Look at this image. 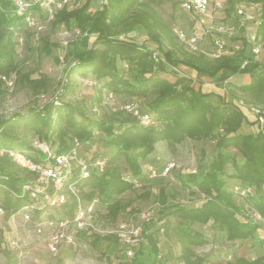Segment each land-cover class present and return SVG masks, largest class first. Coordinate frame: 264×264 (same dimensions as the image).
<instances>
[{"label": "trees", "instance_id": "16d2710c", "mask_svg": "<svg viewBox=\"0 0 264 264\" xmlns=\"http://www.w3.org/2000/svg\"><path fill=\"white\" fill-rule=\"evenodd\" d=\"M226 1L230 9L239 2L259 5L264 20V0ZM90 2L86 0L82 7L75 9H68L70 4L65 6L57 12L52 22L54 26L75 25L82 33L97 36V40L105 45V49L88 47L85 42L70 45L67 56L72 58L74 65L68 72L70 83L66 88H72V76L88 71L114 96L125 95L133 100L152 96L146 110L139 107L137 109L142 114L151 116L155 125H141L131 112L124 109L117 122H105L88 118L79 107V120L75 116V109L68 108L66 113H62L61 108L53 104L45 107L44 112L33 109L27 115H19L14 120L0 121V153L19 169L15 170L8 162L0 161V185L14 196V199L6 201L4 208L9 214H15L35 204L29 194L22 191L24 185L33 184L34 178L31 177L34 174L15 164L6 152L10 149L16 150L24 153L30 160L44 163L42 153L21 141L19 145L16 144L21 148L14 147L17 138L9 135L6 129L17 124L34 128L35 133L40 136L46 130L45 138H49L50 132H58L59 144L54 150L58 154L68 151L75 139L82 143L89 142L96 131L102 133L106 145L113 151L110 162L105 161V171H92L86 178L75 171L67 185L78 190V197L85 207L96 200L107 210V217L112 221H116L126 209V205L118 198L135 190V182L124 176L117 164L119 159L125 161L127 170L133 177H139L142 175V163L154 153L158 143L167 142L170 149H175L187 140L211 141L217 149L211 163L201 167L196 173L180 175L182 188L189 190L192 195L204 196L203 203L193 207L176 204L169 213H165L168 193L161 188L156 198L163 210V217L170 215L178 219L173 227V235L183 264H209L206 257L195 251L196 248L206 245L207 240L200 232L191 228L193 224H210L214 231L224 234L230 242L254 238L260 227L249 219L241 218V209L235 200L236 194L241 195L232 188L227 189L225 178L233 180L235 185L242 188L264 187V131L258 129L248 134L240 132L242 125L247 122L243 111L229 105L210 103L206 100L207 94L196 90L188 77L179 75L177 71L169 69V66L174 68L184 65L199 76L211 78L220 86L236 75L248 74L250 83L238 87L242 93L241 99L247 105L264 107V73H256L260 63L255 60L251 46L244 38L241 39L243 41L240 49H231L230 53L213 59L204 52L188 49L187 45L178 40L174 28L159 16L147 0H105L103 7L94 13L87 12ZM21 23L10 1L0 0V99L8 90L4 78L11 79L13 75L17 76L18 82L26 84L36 94L48 87L45 77L32 79L30 73H23L19 67L17 44L7 29ZM139 28L146 30L148 38L158 46L164 61L154 58L153 50L144 45L120 40L123 34ZM49 50L44 42L41 51L49 54ZM118 59L127 61L131 67L129 78L119 73ZM162 73L175 76V80L163 77ZM127 105L137 106L134 102ZM65 117L67 128L62 129L61 124ZM231 151L240 154L242 161L238 162ZM96 158L92 155L88 160L93 161ZM229 164L233 167L230 174L227 173ZM23 172L28 176L23 175ZM241 197L264 221V195L251 192ZM76 201L77 196H69L67 203L70 202V212L66 216L73 215ZM35 208L34 212L38 210ZM102 239L107 238L97 237V240ZM142 239L130 264H159L160 249L155 235L144 230ZM260 242L264 244V238ZM224 264H264V256L253 260L239 257Z\"/></svg>", "mask_w": 264, "mask_h": 264}, {"label": "rangeland", "instance_id": "374dc122", "mask_svg": "<svg viewBox=\"0 0 264 264\" xmlns=\"http://www.w3.org/2000/svg\"><path fill=\"white\" fill-rule=\"evenodd\" d=\"M90 1L87 10L89 13L101 9L105 2ZM147 1L171 27L184 30L188 34L195 33L198 37L197 51L204 52L212 59L219 54L215 43L217 40L222 41L224 47L222 53L226 54L230 53L231 49H240L243 41L241 39H246L251 49L259 47L260 52L257 55L253 51L252 53L255 60L260 63L256 73H264V20L259 5L239 2L230 9L226 0H210L212 3L210 14L195 17L181 8V0ZM85 3L86 0H75L70 3L68 9L82 7ZM7 31L17 44V61L21 71L30 73L32 79L45 77L48 80V87L36 94L29 86L18 82L17 76L13 75L12 86L8 87L6 95L0 99V121L14 120L19 115H27L33 109L44 112L45 107L52 104L60 107L62 113H66L68 108L75 109V116L79 120L81 116L78 115V110L81 107L88 118L105 122H117L123 107L132 102L137 105L136 107L146 110L152 96L133 100L125 95H113L111 99L109 95L111 92L88 71L82 75L72 76V88H66L70 83L68 72L74 65L72 58L67 56L68 48L74 43L85 42L88 47L105 49V45L97 40V36L82 33L75 25L65 24L57 26L49 24L45 31L35 33L21 23L16 24L14 30ZM121 39L146 46L153 50L154 58L164 61L158 46L148 38L145 29L139 28L123 34ZM44 42L50 49L49 54L41 51ZM187 48L189 49L188 46ZM169 67L179 75L188 77L196 90L208 95L206 100L210 103L229 105L243 111L247 117V122L241 128L244 133H254L258 129L264 131V107L245 104L241 99L242 93L238 90L240 85L250 83V75H236L234 79L230 78L220 86L211 78L199 76L197 72L184 65ZM118 68L121 75L130 77L131 67L127 61L118 59ZM161 75L171 81L175 80V76L171 74ZM66 118L61 124L62 129L67 128ZM6 130L9 135L17 138L15 145L21 141L35 150L37 143H43L54 151L59 144L58 132H50L49 138H45L46 130L40 136L35 133L34 128L24 124H17ZM82 144L79 153L84 159L88 160L93 155L110 162L113 151L106 145L101 132L96 131L92 140ZM14 147L21 148L17 145ZM231 153L238 162L242 161L240 154L235 151ZM216 154L215 143L211 141L187 140L175 149H170L167 142H160L154 153L142 163V175L139 177H133L127 170L125 161L119 159L117 164L121 167L123 175L135 182L134 191H128L118 198L126 205V209L116 221H112L107 217V210L94 200L93 211L86 219L91 228L77 233L76 248L62 246L57 253L50 252L48 248L51 229L47 227L46 222L51 218H64L70 212V202L65 206H51L40 196L41 201L36 202L35 209L38 210L35 212L24 209L9 214L4 205L8 199H14V196L0 185V208L3 210V213L0 212V264H130L131 258L127 251L131 249L135 252L143 240L144 230L153 233L158 241L159 264H183L179 257V246L173 235V227L178 223V219L170 215L163 217V210L156 198L161 188L168 193V207L165 213H169L176 204L193 207L203 203L204 196L192 195L189 190L182 188L180 175L198 172L201 167L209 165ZM0 155V161L8 162L15 170H19L4 158L3 154ZM167 167L170 171L164 175ZM153 171L155 175H152ZM232 172L233 167L229 164L227 173ZM23 175L27 173L23 172ZM31 179L34 184L37 183L36 175ZM225 180L227 189L238 186L231 179ZM252 193L264 195V187L254 188ZM235 200L241 209V218L249 219L260 227L254 238L230 242L226 240L224 234L214 231L210 224L206 226L193 224L191 228L200 232L207 240L206 245L196 248L195 251L198 255L206 257L209 264H224L239 257L253 260L264 256V244L260 242L264 238V221L258 217L257 212L248 207L241 196L236 194ZM26 213L31 216L30 220L24 218ZM40 224L43 225L42 233L37 231ZM122 224L125 226L123 230L120 227ZM71 231L75 229L72 228ZM97 237L107 239L97 240Z\"/></svg>", "mask_w": 264, "mask_h": 264}, {"label": "built area", "instance_id": "2783aa9c", "mask_svg": "<svg viewBox=\"0 0 264 264\" xmlns=\"http://www.w3.org/2000/svg\"><path fill=\"white\" fill-rule=\"evenodd\" d=\"M13 6L14 13L21 19L28 29H31L35 33H41L46 30L49 24L55 19L57 12L69 5L75 0H9ZM181 8L193 15L206 16L210 14L212 9V3L210 0H181ZM220 6V3L217 4ZM242 13V11H239ZM15 26L10 27V30H14ZM174 33L178 40L189 47L192 51H197L198 37L195 33L188 34L186 31L174 28ZM216 49L218 50L215 57L223 55V43L221 40H217ZM253 53L257 55L260 52L259 47L252 49ZM246 62L243 64V66ZM7 87L12 86L13 81L6 79ZM112 99L113 93H110ZM124 110L131 112L141 125L145 127H152L155 125V120L147 115L142 114L136 106L126 105ZM82 142L77 139L74 140L73 146L66 152L56 153L43 143H37L35 150L42 153L44 156V163H38L27 158L24 153L16 150H8L6 153L9 158L18 166L28 169L37 177V183L26 184L23 186L22 191L24 194H29L30 198L35 201L31 207L25 208L27 211L34 210L36 202L41 201L40 196L43 197V201H46L48 205L60 207L61 205L69 201L70 195L77 196L76 208L71 216H66L61 219H51L46 222L47 227L51 229V236L48 243L50 252L57 253L62 246L76 248L77 246V233L85 229L91 228L86 222L87 217L92 210V203L85 207L83 201L78 197V190L72 186L67 185L69 180L74 176L75 171H78L79 175L83 178L89 176L92 171L103 173L105 171L106 162L101 158H96L93 161H89L80 156V149ZM152 170V169H151ZM170 171V168L165 169L164 175ZM155 175V171L152 172ZM39 183V184H38ZM236 193H240L241 196H246L252 192L251 188H242L236 186L234 188ZM0 212L3 213L2 208ZM259 218L260 215L257 214ZM26 220H30L31 216L26 213L24 215ZM42 226H38V233H42ZM121 229L125 226L122 224ZM75 231H71V229ZM130 258L133 257L134 252L130 249L127 251Z\"/></svg>", "mask_w": 264, "mask_h": 264}, {"label": "crops", "instance_id": "0c3cea01", "mask_svg": "<svg viewBox=\"0 0 264 264\" xmlns=\"http://www.w3.org/2000/svg\"><path fill=\"white\" fill-rule=\"evenodd\" d=\"M245 75H248V74H245ZM233 78V77H232ZM234 79V78H233ZM231 82V81H230ZM240 132H243V130L241 129V131Z\"/></svg>", "mask_w": 264, "mask_h": 264}]
</instances>
